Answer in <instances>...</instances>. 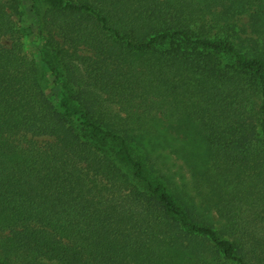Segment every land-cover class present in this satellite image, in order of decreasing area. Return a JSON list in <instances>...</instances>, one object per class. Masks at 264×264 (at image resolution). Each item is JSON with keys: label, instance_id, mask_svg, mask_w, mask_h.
<instances>
[{"label": "trees", "instance_id": "16d2710c", "mask_svg": "<svg viewBox=\"0 0 264 264\" xmlns=\"http://www.w3.org/2000/svg\"><path fill=\"white\" fill-rule=\"evenodd\" d=\"M42 1L67 18L68 37L101 51L98 68L88 57L77 55L80 67L59 60L77 85L147 96L176 85L189 96L194 110L170 142L193 173L220 179L233 238L146 169L156 134L106 121L89 100L72 104L68 84L50 102L12 19L20 0H0V264H264V0L211 12L198 0ZM243 14L244 36L233 32ZM219 26L226 35L212 36ZM54 51L47 46L42 59L58 80ZM114 59L126 74L111 71Z\"/></svg>", "mask_w": 264, "mask_h": 264}, {"label": "rangeland", "instance_id": "374dc122", "mask_svg": "<svg viewBox=\"0 0 264 264\" xmlns=\"http://www.w3.org/2000/svg\"><path fill=\"white\" fill-rule=\"evenodd\" d=\"M222 2L228 3V0H198L196 5H201L204 8L208 6L210 8L209 12H211L215 9L219 11L222 8ZM54 13L55 10L42 0H20L19 12L13 13L12 17L21 28L22 53L36 59L38 62L43 74L41 83L50 102L57 106L61 91L69 90V93H67L72 104H79V99L89 100L93 103V110L96 115L102 116L106 121L116 122L122 129L133 128L134 133L148 132L149 135L156 134L158 139L155 147H150L153 152H150L151 158L145 161L146 169L152 176L156 178L160 176L165 182V177L170 179L172 183L169 188L173 189V191H178L179 194L187 197L190 204H194L195 215L200 213L203 216H207L219 237L233 238L229 230L224 228L227 220L222 217V185L217 186V182L220 179L211 177L207 170L206 174H204L205 177L193 173L187 161L178 154L181 152L179 144L170 142L173 136H178L179 134L182 137L183 135L181 131L185 130V127L177 126V122L183 116V112H192L194 110V104L189 100V96H184V90L176 85H168L169 90L165 91L164 88L161 90L159 83V88L151 86L152 92L148 93V96L133 87L125 91L112 90L111 88L104 90L101 85L95 84L94 81L90 80L77 85L67 77L66 71L63 65L59 63V60L64 59V62L80 67L82 59L78 58L77 55L88 57V59H91L89 61H92L93 67L98 68L99 64L93 61L97 60L99 62V58L96 56L101 51L96 49L97 43L95 42L94 45L92 42L87 44L77 40L74 42L62 28L64 24L68 23L65 22L67 18L62 17L59 21L56 15L54 16ZM249 18L247 14L237 16L233 20L238 22L233 32L236 34L238 31L244 36L242 32L243 24ZM82 25L84 27L87 23ZM223 34L226 35L222 31L221 26L213 28L211 32L212 36L222 37ZM4 42L9 44L7 41ZM47 46H51L53 51L56 49L54 52L57 57L54 58L52 65L55 66L59 73L58 80L54 79L47 64L42 59V54L47 49ZM60 50L61 52L64 50L65 53L63 54L65 55L59 53ZM109 62L111 63L112 72L119 69L121 74H126L127 68L121 60L120 62H115L114 59L109 60ZM71 73H73V70ZM66 84L70 86L67 90L65 88ZM141 90L143 91V89ZM157 92L159 94H156ZM237 194L238 197L235 198V202L238 205V209L240 205L241 222H246L247 218L250 217V213L247 212L249 207L244 200L247 199L244 198L246 191L241 189L238 190ZM255 222L259 226L260 222L258 220ZM262 226L264 227V223ZM208 258H211L210 255Z\"/></svg>", "mask_w": 264, "mask_h": 264}]
</instances>
